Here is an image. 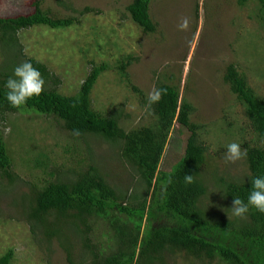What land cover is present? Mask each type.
<instances>
[{"label": "trees", "instance_id": "trees-1", "mask_svg": "<svg viewBox=\"0 0 264 264\" xmlns=\"http://www.w3.org/2000/svg\"><path fill=\"white\" fill-rule=\"evenodd\" d=\"M153 1L133 0L128 7L133 21L147 33L157 30L150 14ZM237 2L243 7L257 3L264 25V0ZM29 5L31 12L0 16V48L5 52L0 65V119L26 111L44 115L80 140L88 153L80 161L87 165L74 170V176L65 177V173L63 177L60 167L56 168L51 171L55 180L42 188L37 185L31 192L30 211L24 218L36 243L42 247L60 241L68 264H166L169 255L178 252L199 264H264V213L250 207L248 213L237 217L231 210L235 197L247 202L250 179L264 176V97L249 84L247 76L230 64L224 79L244 106L248 119L252 136L240 146L246 150L250 174L241 180L213 175L216 189L210 191L211 196L215 198L216 190L223 193L225 208L206 206L203 201L210 193L202 171L208 147L200 139V125L191 119L195 106L187 99L181 100L178 84L158 82L156 88L166 89V93L150 108L146 106L147 98L143 102L157 119L153 124L130 129L123 125L122 110L102 113L93 106L92 93L110 67L107 62L93 64L75 94L47 87L51 80L58 84V77L46 64L25 53L19 33L39 25L65 29L80 19L53 16L43 9L41 0H31ZM90 10L86 8L81 15ZM132 60V55L123 57L116 70L128 78L126 72ZM25 61L40 71L43 91L14 108L6 99L4 84L13 68ZM132 89L143 95L138 87L132 85ZM175 123L184 126L190 135L183 156L170 170H164L161 165ZM93 139L114 144L116 162L133 171L132 185L126 190L112 183L118 175L104 171L91 156ZM112 159L115 161L110 156ZM12 167L13 158L0 130V176L7 177L10 184L19 178ZM185 175H192V183L185 182ZM3 194L6 191L0 189V197ZM3 215L0 208V219ZM75 239L79 245L74 244ZM15 258L14 248H9L0 256V264H13Z\"/></svg>", "mask_w": 264, "mask_h": 264}, {"label": "rangeland", "instance_id": "rangeland-1", "mask_svg": "<svg viewBox=\"0 0 264 264\" xmlns=\"http://www.w3.org/2000/svg\"><path fill=\"white\" fill-rule=\"evenodd\" d=\"M30 1L0 0V16L31 12ZM41 1L43 9L53 16L80 19L65 29L39 25L19 33L25 53L46 64L58 77V84L51 80L46 86L75 94L93 64L107 62L110 67L92 93L93 106L102 113L122 110L123 125L130 129L153 124L157 119L143 107V102L158 82L178 84L181 100L187 99L195 106L191 119L200 125V139L208 147L202 174L210 194L203 202L225 208L223 193L216 190L215 198L211 196L210 191L216 189L213 175L235 180L248 176L244 156L227 163L224 153L229 143L241 145L252 136L244 106L224 79L227 67L237 65L264 97V25L257 3L249 2L243 7L237 0H154L150 14L157 30L147 33L128 11L133 0ZM86 8L91 10L81 15ZM185 19L187 28L181 30L179 25ZM130 55L133 60L127 68V78L116 66ZM4 58L0 48V65ZM132 85L143 95L135 92ZM4 117L0 119V130L13 158L12 171L19 178L10 184L7 177L0 176V189L6 191L0 197L4 212L0 219V256L14 248L13 264H68L61 242L39 246L24 216L30 211L35 187L42 188L55 180L52 170L60 167L63 177L65 173V177L74 176V170L87 165L80 161L88 153L80 140L44 115L26 111ZM189 135L184 126L175 123L162 169L170 170L180 160ZM92 143L93 159L104 171L118 175L112 183L122 190L130 187L133 171L116 162L117 157L112 155L115 145L101 144L96 139ZM110 156L115 161L109 160ZM74 244L79 245L76 239ZM76 248L79 254V246ZM166 264L199 263L178 252L173 257L169 255Z\"/></svg>", "mask_w": 264, "mask_h": 264}, {"label": "clouds", "instance_id": "clouds-1", "mask_svg": "<svg viewBox=\"0 0 264 264\" xmlns=\"http://www.w3.org/2000/svg\"><path fill=\"white\" fill-rule=\"evenodd\" d=\"M188 21L185 19L180 25V29L187 28ZM44 79L40 71L35 68L31 62L25 61L12 70V75L5 81L4 87L7 89L6 99L14 108L25 105L33 96H38L43 91ZM166 93V89L153 88L147 97L146 106L151 107L152 104L159 102L162 94ZM246 150L242 151L240 144L236 142L229 143L224 153V160L227 163H234L242 156H246ZM186 183H192V175H185ZM251 189L247 197V202L235 197L233 207L231 208L233 215L242 217L248 213L250 207H254L257 211L264 213V176H257L250 179Z\"/></svg>", "mask_w": 264, "mask_h": 264}]
</instances>
